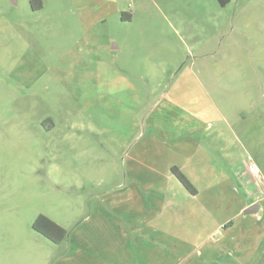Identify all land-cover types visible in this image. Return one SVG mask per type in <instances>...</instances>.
<instances>
[{
  "label": "rangeland",
  "instance_id": "1",
  "mask_svg": "<svg viewBox=\"0 0 264 264\" xmlns=\"http://www.w3.org/2000/svg\"><path fill=\"white\" fill-rule=\"evenodd\" d=\"M251 245L264 0H0V264H246Z\"/></svg>",
  "mask_w": 264,
  "mask_h": 264
},
{
  "label": "trees",
  "instance_id": "2",
  "mask_svg": "<svg viewBox=\"0 0 264 264\" xmlns=\"http://www.w3.org/2000/svg\"><path fill=\"white\" fill-rule=\"evenodd\" d=\"M219 5L222 7L227 6L231 0H217ZM172 173L183 183V185L193 194H195L196 188L190 181V179L186 176L185 173L181 171L178 166L172 167ZM34 230L38 233L46 237L47 239L51 240L54 243H61L68 235V231L55 222L54 220L50 219L46 215L40 214L33 225Z\"/></svg>",
  "mask_w": 264,
  "mask_h": 264
},
{
  "label": "crops",
  "instance_id": "3",
  "mask_svg": "<svg viewBox=\"0 0 264 264\" xmlns=\"http://www.w3.org/2000/svg\"><path fill=\"white\" fill-rule=\"evenodd\" d=\"M17 2V0H15V3ZM173 166H178V165H173ZM172 166V167H173ZM172 167H171V171H172ZM179 167V166H178ZM180 168V167H179ZM181 169V168H180ZM182 171V170H181ZM183 173H184V171H182ZM187 176V175H186ZM188 177V176H187ZM189 178V177H188ZM190 179V178H189ZM190 181L192 182V180L190 179ZM192 184L194 185V187L196 188V186H195V184L192 182ZM196 193L195 194H193V193H191L190 191V193L192 194V195H194V196H196L197 194H198V190H197V188H196ZM248 214H250V213H248ZM242 248H247V250H248V252H255V254H253V256L252 255H250L249 256V258H248V261H247V263L248 264H264V246H258V245H251V246H244V247H242ZM239 249H241V248H239ZM238 249V250H239ZM233 251H237V249H234ZM246 263V264H247Z\"/></svg>",
  "mask_w": 264,
  "mask_h": 264
},
{
  "label": "water",
  "instance_id": "4",
  "mask_svg": "<svg viewBox=\"0 0 264 264\" xmlns=\"http://www.w3.org/2000/svg\"><path fill=\"white\" fill-rule=\"evenodd\" d=\"M257 211V204H252L245 209V213H255Z\"/></svg>",
  "mask_w": 264,
  "mask_h": 264
},
{
  "label": "built area",
  "instance_id": "5",
  "mask_svg": "<svg viewBox=\"0 0 264 264\" xmlns=\"http://www.w3.org/2000/svg\"><path fill=\"white\" fill-rule=\"evenodd\" d=\"M254 169V168H253Z\"/></svg>",
  "mask_w": 264,
  "mask_h": 264
}]
</instances>
